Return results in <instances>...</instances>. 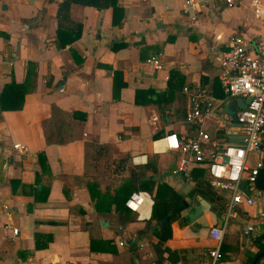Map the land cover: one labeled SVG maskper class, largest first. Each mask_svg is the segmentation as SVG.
Returning <instances> with one entry per match:
<instances>
[{
    "label": "crops",
    "instance_id": "0c3cea01",
    "mask_svg": "<svg viewBox=\"0 0 264 264\" xmlns=\"http://www.w3.org/2000/svg\"><path fill=\"white\" fill-rule=\"evenodd\" d=\"M61 1L0 0V91L11 79L22 83L30 75L22 108L0 113V264H156L154 223L146 229L151 194L152 203L141 214L128 208L136 219L126 224L118 210L135 191L123 188L109 202L131 170L148 164L149 155L157 161V180L189 203L181 216L190 224L172 222L164 242L187 254L172 263L165 253L162 264H210L211 226H190L200 212L192 210L196 199L186 196L194 186L191 173L174 174L177 154L153 147L168 132L191 135L184 88L216 101L225 98L219 58L235 35L255 53L264 52V23L251 0L202 6L195 21L183 12V0H112L101 9L72 2L58 38ZM259 1L264 11V0ZM78 30L75 40L61 46ZM172 71L182 79L168 92ZM229 102L215 116H227ZM205 128L228 141L212 121ZM95 144L109 145L108 151L100 154ZM90 182L97 184L91 191ZM101 194L103 203L96 207ZM259 209L262 200L236 209L216 264H250L262 251L257 254L254 243L264 234ZM223 219L219 213L217 224ZM250 223L254 228L246 238L243 229ZM255 264H264V255Z\"/></svg>",
    "mask_w": 264,
    "mask_h": 264
},
{
    "label": "built area",
    "instance_id": "2783aa9c",
    "mask_svg": "<svg viewBox=\"0 0 264 264\" xmlns=\"http://www.w3.org/2000/svg\"><path fill=\"white\" fill-rule=\"evenodd\" d=\"M212 3L233 7L238 1L183 0V12L191 21H195L201 7ZM251 5L264 23L260 1L251 0ZM219 68L218 79L225 98L216 101L203 91L184 88L191 103L185 117V123L192 127L191 135L179 137L174 132H168L153 147L156 152L177 154L176 175L189 176L191 169L204 168L211 188L227 198L224 219L220 224L211 225L209 230L214 242L207 251L210 264H216L221 257L224 233L229 219L236 216V209L254 207L258 200L264 202V189L257 187L258 174L264 169V52L255 53L243 36L235 35L228 48L221 53ZM238 98L249 101L246 108L237 109L236 125L225 114L215 116L223 112L224 103ZM152 119L156 120L155 117ZM207 121H212L217 129H223L225 133H241L244 137L240 142H220L206 130ZM14 147L23 150L18 144ZM151 203L146 191H135L125 204L130 210L141 214L143 207ZM256 215L263 220L264 209L257 210ZM253 228L251 223L247 224L243 236L248 238Z\"/></svg>",
    "mask_w": 264,
    "mask_h": 264
},
{
    "label": "trees",
    "instance_id": "16d2710c",
    "mask_svg": "<svg viewBox=\"0 0 264 264\" xmlns=\"http://www.w3.org/2000/svg\"><path fill=\"white\" fill-rule=\"evenodd\" d=\"M72 2H77L82 5L93 6L96 8H107L112 6V0H62L57 9V18H58V38L60 37L61 32V20L68 19L69 7ZM115 7V5H114ZM77 29L78 27H74L72 29ZM80 34V30L76 31L74 36L67 37V40H62L61 46H65L66 42L70 43L76 39ZM27 69L34 67L33 62L27 63ZM29 75V74H28ZM26 78L22 83H16L14 79H11L8 83L4 84L2 90L0 91V113L5 110H19L22 108L24 103V96L29 91V77ZM30 76V75H29ZM176 79L181 80L182 76H180L176 71L170 72L169 81H168V92L171 91V87L173 81ZM172 81V83H171ZM28 85V86H27ZM219 97H223L224 94L219 91ZM190 103V102H189ZM190 109V105H189ZM188 109V110H189ZM185 112V116L188 112ZM191 131V130H190ZM217 135L227 139V135L224 131H218ZM47 137V136H46ZM48 141H51L49 137H47ZM107 146L109 145H100L95 144L94 147L99 151L100 154L106 153L108 151ZM39 160L45 164V156L43 153H38ZM148 164L144 167L139 168L138 171L131 170L130 176L125 179L120 186L117 188L115 195L110 197V203L116 201V197L118 195V191L127 188L129 192L143 190L151 194L153 199V205L151 210V216L149 221L147 222L146 229H148L152 223H154L153 233L156 236V240L152 242L153 250L156 254V264H162L163 255L167 253L165 259H168L170 262L174 263L183 259V256L187 254V251L184 249L179 250H171L170 248L164 246V242L171 237V223L174 221H179L180 224H184L186 222V218L181 216V211L184 210L189 203L185 199V195L180 194L174 190L172 186L167 184L166 182L158 181L156 175L158 173L157 161L153 155L148 156ZM205 174L204 179H200L199 174ZM192 180H193V188L188 193L190 199L195 200L196 196H200L205 199L210 205L217 211V215L219 213L225 214L226 206H227V198L218 193L216 190L211 188L208 177L206 174V170L201 167L193 168L190 171ZM143 177H149L148 180H143ZM135 178V180H133ZM96 182L88 183V189L95 187ZM155 189V191H154ZM154 191V192H153ZM93 196V194H92ZM104 194H101L96 201V207L99 204L103 203ZM100 199V201H99ZM118 218L122 224H126L127 222L134 221L136 219V214L130 211L124 204L119 207L118 210ZM162 220H166L162 223ZM221 221H218L220 224ZM262 239H264V234L256 237L254 239V243L258 245L257 254L264 249V243H262ZM220 252H222V247H220ZM181 254V256H180ZM256 254V255H257ZM255 255V256H256ZM253 256L251 260L255 257Z\"/></svg>",
    "mask_w": 264,
    "mask_h": 264
},
{
    "label": "water",
    "instance_id": "95a60500",
    "mask_svg": "<svg viewBox=\"0 0 264 264\" xmlns=\"http://www.w3.org/2000/svg\"><path fill=\"white\" fill-rule=\"evenodd\" d=\"M249 99L243 100L241 98L236 99L233 102H229L227 104L228 108V114L227 118L228 120L233 124H237V109H244L246 108V104L248 103ZM243 135L241 136H235L233 134H230L227 132V139L229 142H240L243 139ZM142 179H148L147 177H144ZM257 187L259 189H264V169L261 170L257 177ZM196 202L197 204L193 206V212H196L197 210H200L198 213V221H195V224H192L190 226H200V227H209L211 225L217 224V211L210 205L209 202H207L205 199H203L200 196H196ZM188 206V205H186ZM191 216V215H190ZM166 220H162V223ZM187 223L190 224L189 218H187ZM102 223V222H101ZM264 255V249L252 260L250 264H255L257 260Z\"/></svg>",
    "mask_w": 264,
    "mask_h": 264
},
{
    "label": "rangeland",
    "instance_id": "374dc122",
    "mask_svg": "<svg viewBox=\"0 0 264 264\" xmlns=\"http://www.w3.org/2000/svg\"><path fill=\"white\" fill-rule=\"evenodd\" d=\"M226 112H227V110L226 109H224ZM222 118V117H221ZM174 154V153H173ZM173 154H171L170 156H169V160L171 161V160H174V157L175 156H173ZM175 162V161H174ZM199 176H200V179H204L205 178V174H204V172L202 171V173H200L199 174ZM222 194V193H221Z\"/></svg>",
    "mask_w": 264,
    "mask_h": 264
},
{
    "label": "bare ground",
    "instance_id": "6f19581e",
    "mask_svg": "<svg viewBox=\"0 0 264 264\" xmlns=\"http://www.w3.org/2000/svg\"><path fill=\"white\" fill-rule=\"evenodd\" d=\"M149 208V207H148Z\"/></svg>",
    "mask_w": 264,
    "mask_h": 264
}]
</instances>
